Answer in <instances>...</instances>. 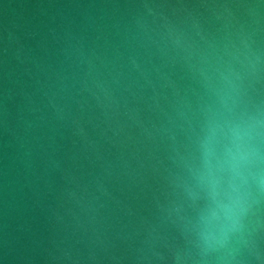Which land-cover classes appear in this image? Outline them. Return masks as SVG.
Segmentation results:
<instances>
[{
  "label": "water",
  "instance_id": "1",
  "mask_svg": "<svg viewBox=\"0 0 264 264\" xmlns=\"http://www.w3.org/2000/svg\"><path fill=\"white\" fill-rule=\"evenodd\" d=\"M0 264H264V0H0Z\"/></svg>",
  "mask_w": 264,
  "mask_h": 264
},
{
  "label": "clouds",
  "instance_id": "2",
  "mask_svg": "<svg viewBox=\"0 0 264 264\" xmlns=\"http://www.w3.org/2000/svg\"><path fill=\"white\" fill-rule=\"evenodd\" d=\"M239 209L238 206L234 207L230 213L229 218L233 221V227L238 223ZM205 242L212 246H223V237L214 234H207L205 237Z\"/></svg>",
  "mask_w": 264,
  "mask_h": 264
}]
</instances>
